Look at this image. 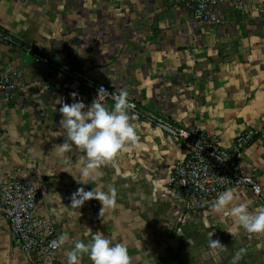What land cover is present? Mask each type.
I'll return each instance as SVG.
<instances>
[{
	"label": "crops",
	"instance_id": "crops-1",
	"mask_svg": "<svg viewBox=\"0 0 264 264\" xmlns=\"http://www.w3.org/2000/svg\"><path fill=\"white\" fill-rule=\"evenodd\" d=\"M246 5L226 1L224 22L213 25L194 22L183 3L171 0H0V69L24 73L15 100L0 93V180L44 183L36 213L69 237L42 264H67L73 241L87 243L97 232L123 243L130 264H232L240 249L239 264H264V234L212 210L216 197L196 205L167 188L189 146L145 120L150 113L199 128L223 146L258 130L243 164L264 186V0ZM34 54L48 62L36 63ZM101 83L135 96L145 115L130 116L139 147L127 145L91 181L79 171L84 153L76 146L58 154L65 141L59 108L77 100L91 105ZM79 188H115V205L102 208L93 198L74 207ZM230 190L250 212L264 210V198L249 189ZM213 240L224 248L212 247ZM35 261L38 255L15 245L0 200V264ZM80 264L92 261L84 255Z\"/></svg>",
	"mask_w": 264,
	"mask_h": 264
},
{
	"label": "built area",
	"instance_id": "built-area-1",
	"mask_svg": "<svg viewBox=\"0 0 264 264\" xmlns=\"http://www.w3.org/2000/svg\"><path fill=\"white\" fill-rule=\"evenodd\" d=\"M183 3L191 13L194 22H205L221 25L224 18L220 12L226 1L237 9H246V0H171ZM5 39L10 40L9 36ZM33 52V48H28ZM38 64H46L48 58L34 54ZM24 87V73L20 69L1 71L0 93L7 101H13ZM106 94L104 101L115 103L114 97L121 91L111 89L107 84L97 86V96L100 88ZM129 102L133 105L129 115L134 120L142 118L145 112L135 96L129 94ZM147 122H155L164 128L173 138L184 140L189 146L188 155L180 160L166 180L167 188L176 197H182L188 202H205L217 197L230 188H247L255 196L264 198L262 181L254 173L244 171V154L259 135L252 128L242 132L230 146H223L219 140L195 127L168 122L153 114L146 113ZM264 133V131H263ZM264 137V134H262ZM47 188L44 183L23 178L1 179L0 200L1 211L7 219L14 235L15 245L22 250L38 255L42 264L52 262L61 248H51V243L60 237L55 223L36 213L38 200Z\"/></svg>",
	"mask_w": 264,
	"mask_h": 264
},
{
	"label": "clouds",
	"instance_id": "clouds-1",
	"mask_svg": "<svg viewBox=\"0 0 264 264\" xmlns=\"http://www.w3.org/2000/svg\"><path fill=\"white\" fill-rule=\"evenodd\" d=\"M106 94L109 93L101 87L91 105L86 106L82 100H77L71 104L63 103L59 108L65 141L57 149L58 154L70 151L73 145L83 152L84 157L78 163L85 180H96L100 174L99 168L112 162L122 151H126L127 145L139 147L136 143L137 131L130 122L129 113L133 105L129 102L128 92L121 91L115 96L114 107L111 109L103 103ZM71 95L75 97L77 94ZM93 198L102 203V208H111L116 202V190L111 188L108 191H85L79 188L73 194L72 205L79 208ZM238 201L239 197L229 189L216 197L211 208L218 214L227 212L239 227L249 233L264 234V210L250 212L248 203ZM68 239L67 235H62L58 240L52 241L50 246L53 249L61 248ZM211 246L224 248L217 240H213ZM244 254L245 250L240 249L233 256L232 264H239ZM84 255L90 258L92 264H130L127 247L117 242L114 236L100 232L95 233L87 243L82 240L73 241L72 249L67 253V264H80Z\"/></svg>",
	"mask_w": 264,
	"mask_h": 264
}]
</instances>
